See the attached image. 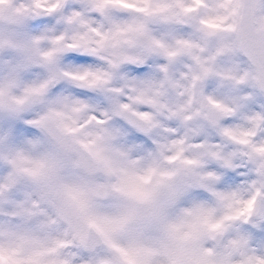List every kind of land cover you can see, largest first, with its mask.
<instances>
[{"label": "clouds", "instance_id": "obj_1", "mask_svg": "<svg viewBox=\"0 0 264 264\" xmlns=\"http://www.w3.org/2000/svg\"><path fill=\"white\" fill-rule=\"evenodd\" d=\"M0 264H264V0H0Z\"/></svg>", "mask_w": 264, "mask_h": 264}]
</instances>
